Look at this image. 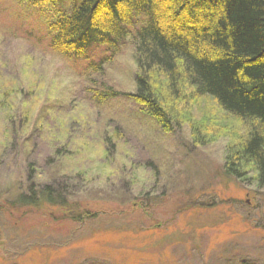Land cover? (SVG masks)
I'll use <instances>...</instances> for the list:
<instances>
[{
	"label": "rangeland",
	"instance_id": "rangeland-1",
	"mask_svg": "<svg viewBox=\"0 0 264 264\" xmlns=\"http://www.w3.org/2000/svg\"><path fill=\"white\" fill-rule=\"evenodd\" d=\"M80 2L0 0V264H264V184L223 171L234 135L197 146L189 126L144 116L130 41L114 56L51 50ZM46 187L69 208L20 203ZM87 208L100 217L72 220Z\"/></svg>",
	"mask_w": 264,
	"mask_h": 264
},
{
	"label": "trees",
	"instance_id": "trees-1",
	"mask_svg": "<svg viewBox=\"0 0 264 264\" xmlns=\"http://www.w3.org/2000/svg\"><path fill=\"white\" fill-rule=\"evenodd\" d=\"M19 1L41 6L62 0ZM52 29L50 48L62 56L87 58L95 46L114 56L132 42L137 73L131 98L140 112L166 133L189 126L197 146L231 133L224 174L264 184V0H81ZM203 100L214 106L195 121L192 112ZM46 189L40 197L31 190L33 198L20 203L69 208L68 200L55 202L58 195ZM77 210L73 221L100 217Z\"/></svg>",
	"mask_w": 264,
	"mask_h": 264
}]
</instances>
